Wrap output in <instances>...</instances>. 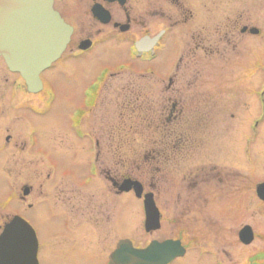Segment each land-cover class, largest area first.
<instances>
[{
	"label": "flooded vegetation",
	"instance_id": "flooded-vegetation-1",
	"mask_svg": "<svg viewBox=\"0 0 264 264\" xmlns=\"http://www.w3.org/2000/svg\"><path fill=\"white\" fill-rule=\"evenodd\" d=\"M209 3L210 0H53L54 9L73 32L60 59L41 72L43 86L39 91L29 90L22 76L11 71L0 55V71L5 73L2 82L10 85L12 95V99L0 97V153L8 149L14 155L8 165L0 162V175L6 179L0 194L9 193L7 199L0 196V238L6 225L21 217L35 231L37 264H43L44 255L60 250L71 252L77 247L76 251H83L81 233L89 234L94 223L110 220L107 197L133 192L120 190L126 179L139 181L145 193L151 192L139 178L128 174L135 171L133 163L137 170L153 174L157 183L163 173H170V178L174 175L173 179L177 173L185 174L182 178L192 191L191 198L203 207L209 202L208 193L202 192L208 185L219 187L212 193L222 203H238L235 197L242 190L238 173H226L217 161L186 173L183 168L197 154L194 128L223 121V102L219 98L216 118L206 108L209 63L232 56L241 36L260 33L253 32L257 27L240 16L210 22ZM98 49L122 52L140 61L164 60L163 68L156 73L138 72L124 65L113 69L104 66L93 78L88 76L79 94L82 102L69 109L68 119L61 126L50 122L49 128L56 126L60 133L50 136L44 122L50 115L53 117V97L47 95L43 75L55 67L62 68L67 52H71L73 60L83 61ZM167 52L170 54L165 56ZM123 73L135 74L139 82L127 83L117 90L115 98L112 94L109 97L104 92L107 77ZM107 99V111L102 113H107L108 120L101 125L104 133L99 134L91 131L85 120L94 117L93 112L96 114ZM132 141L140 145L135 151L139 157L133 163L126 150ZM18 155L22 157L14 162ZM113 167H117L116 171ZM116 172L126 176H114ZM19 177L26 178V182L17 185ZM38 180L40 187L36 188L34 182ZM96 184L101 185L98 193ZM224 186L231 188V194ZM152 193L162 219L156 194ZM236 206L235 213L239 205ZM33 211L51 219L55 230L41 234L32 222ZM29 234L17 231L15 226L10 237L0 241V262L15 261V253L27 245ZM71 236L76 237L79 247L66 243ZM61 239L65 248H60ZM240 242L243 243L241 239ZM182 244L188 251L183 241Z\"/></svg>",
	"mask_w": 264,
	"mask_h": 264
},
{
	"label": "rangeland",
	"instance_id": "rangeland-1",
	"mask_svg": "<svg viewBox=\"0 0 264 264\" xmlns=\"http://www.w3.org/2000/svg\"><path fill=\"white\" fill-rule=\"evenodd\" d=\"M208 6L211 8L208 12L210 22L216 24L218 21L224 22L240 16L259 28L260 33L250 37L241 36L235 51L232 48V56L224 58L221 62L209 63V73L205 79L209 88V103L206 108H209V113L213 112L212 117L216 118L219 98L223 102V121L220 124L217 122L218 125L214 122L208 127H193L197 136L194 146L197 154H194L183 168L186 173L187 170H197L210 161H217L220 166L226 168V173H238L242 189L235 197L238 203H222L221 199L212 193L219 187L211 185L214 187L211 188L208 185L202 192L208 193L209 202L203 207L191 198L192 191L186 186L187 182L182 178L185 174L182 173H177L175 179L174 175L170 178V173H163L160 175V183H157L158 180L154 181L153 174L136 169V163L133 162L139 157L135 151L140 145L132 141L126 150L130 160H133L131 163L135 171H129L128 174L135 179L139 178L146 191L156 194L155 200L162 212V227L151 233L144 231L145 213L142 201L136 198L134 192L120 196L113 193L107 197L111 207L110 220L94 223L92 231L89 229V234L81 233V237H84L81 247L85 251H76L77 247L71 252L60 250L57 254L44 255L43 264H104L106 256L122 238L131 239L138 247L146 246L152 240L181 239L188 251L184 258H179L173 264H264V201L256 195L257 185L264 182V0H210ZM90 54L83 61H75L71 52H67L62 60V68L55 67L43 75L47 95L53 97V102L50 103L54 113L53 119L50 115L48 122H44L48 125H45L46 133L50 136L60 134L56 126L50 129V122L55 121V124L61 126L69 117V109L82 102L79 94L81 88L86 85L88 76L93 78L104 66L113 69L118 65L138 72L160 73L164 64V60L163 64L160 61H140L122 52L113 54L109 49H98ZM169 54L167 52L165 56ZM3 75L5 76V73L0 71V97L9 99L12 97L10 85L2 82ZM107 78L104 92L110 94L109 97L112 94L114 98L117 96V90L122 89L123 85L139 82L135 74L123 73ZM20 97L21 95L18 99ZM108 101L109 99L96 114L93 112L94 117L85 120L91 131L104 133L101 125L104 126L108 119L107 113L102 111H107ZM117 152L119 154L121 151L118 149ZM13 156L11 151L5 149L0 153V162L8 165ZM21 157L16 156L14 162ZM118 160H114L113 164ZM113 169L116 171L117 167ZM118 172L114 176H126V173ZM1 176L0 191L6 180ZM16 182L17 185H22L26 178L19 177ZM34 184L39 188L40 180ZM95 186L98 193L101 185ZM224 190L231 194L230 187L224 186ZM0 196L4 200L8 198L9 193ZM236 205L239 206L235 213ZM16 210L22 209L17 207ZM40 215L35 211L31 214L32 222L39 232L46 235L55 230L51 219ZM245 225L251 226L256 234L254 242L249 246L241 243L238 237L239 230ZM62 240H59L60 248H65L67 245L63 244ZM66 243L78 245L74 236L66 239Z\"/></svg>",
	"mask_w": 264,
	"mask_h": 264
},
{
	"label": "water",
	"instance_id": "water-1",
	"mask_svg": "<svg viewBox=\"0 0 264 264\" xmlns=\"http://www.w3.org/2000/svg\"><path fill=\"white\" fill-rule=\"evenodd\" d=\"M71 29L54 9L53 0H0V55L12 71L22 75L31 91L42 88L40 74L61 57L70 41ZM253 32L258 33V29H253ZM120 190H132L140 199L144 186L137 180L126 179ZM256 195L264 201V182L258 184ZM153 199L151 192L144 195L147 232L161 228L160 211ZM15 226L17 231L31 234L27 236L28 243L22 251L15 253V261H8V264H37L35 231L21 217L6 225L0 241L8 239ZM240 239L245 244L254 240L251 226H243ZM185 253L181 240H152L149 245L140 248L125 238L110 254L109 264H170L173 259L184 257Z\"/></svg>",
	"mask_w": 264,
	"mask_h": 264
}]
</instances>
